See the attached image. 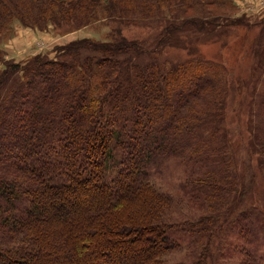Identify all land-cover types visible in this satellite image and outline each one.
Here are the masks:
<instances>
[{"label":"trees","instance_id":"trees-1","mask_svg":"<svg viewBox=\"0 0 264 264\" xmlns=\"http://www.w3.org/2000/svg\"><path fill=\"white\" fill-rule=\"evenodd\" d=\"M212 2L229 0H0V32L14 20L40 30L98 18L160 23L150 47L120 36L117 25L107 39L75 37L51 56L9 59L0 47V264H74L73 250L86 256L76 264H205V249L189 263L163 257L181 243L165 218L173 196L150 173L163 157L199 158L218 133L231 71L212 59L159 60L150 51L185 29L248 25L245 16L185 13ZM258 22L264 75V18ZM262 136L249 142L261 155ZM201 176L195 184L210 204L223 192L252 190L241 181L236 191L235 174ZM140 234L141 249L127 260L120 242ZM240 264H264V253L243 251Z\"/></svg>","mask_w":264,"mask_h":264},{"label":"rangeland","instance_id":"rangeland-1","mask_svg":"<svg viewBox=\"0 0 264 264\" xmlns=\"http://www.w3.org/2000/svg\"><path fill=\"white\" fill-rule=\"evenodd\" d=\"M213 3L205 4L202 9L200 6L189 8L185 13L245 16L249 26L222 24L211 32L185 29L178 33L177 42L150 51L151 56L159 60H182L192 55L212 59L231 71L227 76L228 87L218 133L212 131V137L199 158L163 157L151 169V182L173 196L165 218L173 223L169 235L177 238L181 245L163 255L168 262L189 263L203 249L207 257L205 264H240L243 251L264 253V153L257 154L249 148L253 137L261 141L264 134V75H259L256 58L263 48V39L259 36L262 23L258 21L264 18V0H229L223 5ZM98 16L102 17L101 11ZM115 25L120 28V36L127 40L147 41L149 47L153 32L160 27V23L153 19L122 22L98 18L81 25L68 23L40 30L14 20L11 26L0 32V47L9 59L21 60L36 51L51 56L53 46L75 37L107 39L113 27H117ZM213 172L220 177L235 174L232 183L236 191L242 190L241 181H250L252 190L249 191L247 186L244 188L246 193H241L238 198L231 192H223L217 204H210L212 201H206V193L195 183L202 178L201 175ZM203 215L211 218L201 226L198 220ZM139 236L141 239L121 240L123 251H120L127 260L141 249L144 240L142 234ZM76 252L72 251L76 260L74 264L80 259L84 263L86 256H75Z\"/></svg>","mask_w":264,"mask_h":264}]
</instances>
